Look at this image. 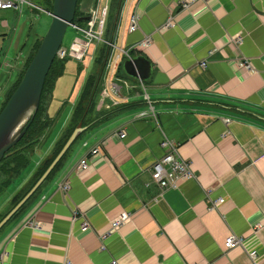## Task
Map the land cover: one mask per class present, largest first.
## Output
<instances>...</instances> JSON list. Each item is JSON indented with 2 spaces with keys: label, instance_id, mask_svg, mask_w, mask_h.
Instances as JSON below:
<instances>
[{
  "label": "crops",
  "instance_id": "crops-1",
  "mask_svg": "<svg viewBox=\"0 0 264 264\" xmlns=\"http://www.w3.org/2000/svg\"><path fill=\"white\" fill-rule=\"evenodd\" d=\"M113 9L117 44L131 47L145 35L151 43L119 60L123 97L114 96L111 109L97 104L59 169L0 228V264H253L243 247L224 248L231 233L264 264V0H198L183 9L176 0H121ZM134 12L139 26L128 32ZM169 16L172 26L161 29ZM6 29L0 15V34ZM2 58L0 69L9 67ZM244 60L252 71L238 65ZM73 107L59 123L63 110L53 116L48 106L52 125L34 148L41 156L0 211L50 154ZM161 131L195 174L175 188L160 189L150 177L163 154ZM84 156L90 166L75 174ZM218 197L223 203L210 209ZM121 211L130 220L108 234ZM81 216L90 222L85 230Z\"/></svg>",
  "mask_w": 264,
  "mask_h": 264
},
{
  "label": "built area",
  "instance_id": "built-area-1",
  "mask_svg": "<svg viewBox=\"0 0 264 264\" xmlns=\"http://www.w3.org/2000/svg\"><path fill=\"white\" fill-rule=\"evenodd\" d=\"M99 1V0H98ZM198 0H176L177 5L180 8H187L194 2ZM206 1V0H202ZM31 4L26 0H0V9H14L21 12L22 7L24 5ZM89 18L86 20L84 26H79L75 23L70 24L69 26L76 31L77 35L72 40L70 45V49H66L63 46L57 51L56 57L58 59H63L67 55L73 56L77 59H83L87 55V49L90 44L95 41L94 46L99 43H103L107 45L109 49V53L106 57L104 64V80H103V88L100 93V105L108 109L111 106L117 104V100L115 97H123L121 94L122 88L125 87L127 89V83H124L120 78H118L115 74L116 67L119 59L121 57L130 58L129 51L130 49H141L147 47L151 43V37L145 35L140 41L133 44L131 47H123L117 44L115 41L106 40L103 38L105 31V21L107 15V7L103 6L98 7V5H92L86 11ZM139 15L134 12L127 26L128 32H133L138 28ZM173 24V19L169 16L168 20L163 23L161 29H166ZM116 32L119 28V20L116 23ZM242 40V36L240 34L235 35L233 37V41L235 43H240ZM118 45V46H117ZM238 65L243 67L246 70L252 71L253 68L251 63L248 60L239 61ZM201 66L205 67L206 63L201 62ZM142 86V84H141ZM143 100L147 102L148 109L152 110V104L150 102L149 95L144 91ZM153 111V110H152ZM153 114V113H151ZM141 115H148V113L141 112ZM225 121H228L227 119ZM162 137L160 141V147L163 150V154L160 158L156 159L150 168V177L153 183H155L160 189L167 188H175L179 184V182L189 180L195 177L194 171L192 170L190 162L181 157L178 151V143L173 139H170L163 131H161ZM124 133L119 132V137H124ZM100 152L99 147L96 146L90 151L91 155H97ZM90 161L88 156L82 157L79 162L76 164L74 173L79 174L81 171L87 169L90 166ZM58 188L63 192H66L69 189V181L67 178L63 179L59 184ZM224 201V198L218 197L213 199L210 202V209L218 208ZM131 218V214L127 211H121L116 217L109 221V229L108 234L119 229L124 223L128 222ZM90 226V222L88 219L81 216L80 229L85 230ZM224 248L226 250L234 247L241 246L247 252L249 258L251 259L253 264H259V257L254 249H247L245 244V239L234 233L229 234L225 237Z\"/></svg>",
  "mask_w": 264,
  "mask_h": 264
},
{
  "label": "trees",
  "instance_id": "trees-1",
  "mask_svg": "<svg viewBox=\"0 0 264 264\" xmlns=\"http://www.w3.org/2000/svg\"><path fill=\"white\" fill-rule=\"evenodd\" d=\"M78 1L75 9V18L73 22L82 25L84 22L83 20H78V17H82L85 12L83 13L78 9ZM53 0H42L41 7L44 10L50 11L52 8ZM116 4H118V10L120 8L119 0H111L112 9ZM79 11V12H78ZM115 23V22H114ZM107 28V27H106ZM115 29V24L112 23V32ZM107 33V29H106ZM112 35V34H111ZM42 36H35L33 39V43L30 44L28 48V52L22 62V66L20 67L17 77L15 78L14 82L10 85L9 89L7 90L4 99L2 100V104L0 106V111L5 105L6 101L20 82L22 74L27 67L28 63L30 62L31 58L33 57L36 49L38 48ZM109 47L107 45H102L100 47L99 52L94 58V70L90 72L84 80L82 85L80 94L76 99L74 104L73 110L71 112L69 122L64 129L62 135L59 139L55 142L54 147L50 154L42 161V163L36 168V170L31 174L28 178L27 182L15 193V195L10 200V205L7 209L0 213V219L21 199V197L30 189V187L34 184V182L39 178V176L43 173L46 167L50 164L56 154L59 152L63 144L65 143L68 136L71 134L73 129L76 127L78 122H82V126L87 125L90 121H94L95 118L89 116L92 110H95L96 104L98 102L99 94L102 90L103 80H104V64L106 57L109 53ZM66 58V57H65ZM55 58L52 62V65L45 77L43 89L40 96L38 110L31 121L30 125L26 129L23 136L20 140L11 147L10 151L17 149L14 153L9 156H4L0 160V196L3 195L4 191L7 190L8 187L15 188L16 183L20 182L22 178L25 177L28 173H30L31 168L34 165L33 160H31V153L27 150L29 146L32 145L33 150L35 146L40 142V139L46 133V131L52 125V121L50 120L47 109L50 103V96L52 93V88L54 87L55 80L59 77L64 70V60ZM83 134L80 133L78 137L74 140L71 146L67 149L61 159L57 162L51 172L48 174L46 179L43 181L45 182L48 180L61 166L63 160L65 159L69 149L73 146V144L81 137ZM35 192L29 197L31 198ZM28 198V200H29ZM27 200V201H28ZM26 201V202H27ZM25 202V203H26ZM25 203L17 210V212L9 219H13L21 210V208L25 205Z\"/></svg>",
  "mask_w": 264,
  "mask_h": 264
},
{
  "label": "rangeland",
  "instance_id": "rangeland-1",
  "mask_svg": "<svg viewBox=\"0 0 264 264\" xmlns=\"http://www.w3.org/2000/svg\"><path fill=\"white\" fill-rule=\"evenodd\" d=\"M26 1L33 3L34 7L25 4L22 7L21 13L16 12L13 9L0 10V15L5 16V19L10 26V29H6L0 34V55L3 57L2 59L9 63V67L4 66V68L0 69V102L3 99L2 94L5 88L17 77L18 69L22 66V61H24L28 48L34 41L33 38L35 36L44 35L50 23L51 17L41 10L42 0ZM92 2L95 4V0H79V11L83 13L84 10H88ZM100 6L101 8L103 6L107 7L105 21V29H107V33L105 31L103 38L109 40L115 11L112 9L111 0H100L98 2V7ZM84 25L85 23L83 22L82 26ZM76 35V31L68 26L62 40V46L67 50L70 49L72 40ZM94 43L95 41L90 44L87 49V55L83 59H77L73 56L67 55L64 60L63 73L55 80L50 96L48 113L56 116L60 110H63L61 116L59 115V123L68 112V108L70 109L74 106L86 76L94 70V58L99 52L100 47L103 45V43H99L95 47ZM63 101H67V103L63 108L58 110ZM27 150L31 153V160L41 156V152H35L32 145L29 146ZM10 193L11 188L8 187L3 195L0 196V209L4 204L3 200ZM1 211H3V209Z\"/></svg>",
  "mask_w": 264,
  "mask_h": 264
},
{
  "label": "water",
  "instance_id": "water-1",
  "mask_svg": "<svg viewBox=\"0 0 264 264\" xmlns=\"http://www.w3.org/2000/svg\"><path fill=\"white\" fill-rule=\"evenodd\" d=\"M76 5L77 0H53L52 2V8L48 12L51 17L48 28L33 57L25 68L20 82L0 111V160L2 157L9 156L17 150L10 151L11 147L23 136L38 110L45 77L62 44L67 27L75 18ZM77 19L86 20L88 16L78 17ZM84 129L85 126H82V122L79 121L43 173L0 220V228L41 185Z\"/></svg>",
  "mask_w": 264,
  "mask_h": 264
}]
</instances>
